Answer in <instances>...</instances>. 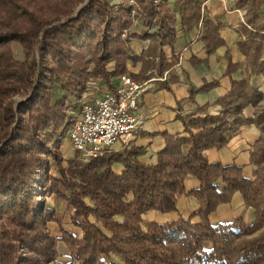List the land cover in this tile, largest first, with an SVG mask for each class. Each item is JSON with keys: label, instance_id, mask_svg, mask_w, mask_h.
Returning a JSON list of instances; mask_svg holds the SVG:
<instances>
[{"label": "trees", "instance_id": "obj_1", "mask_svg": "<svg viewBox=\"0 0 264 264\" xmlns=\"http://www.w3.org/2000/svg\"><path fill=\"white\" fill-rule=\"evenodd\" d=\"M263 5L264 0L236 3L245 12L237 46L246 68L262 74ZM201 6L200 0H0V264H51L57 258V241L68 247V264L264 262V137L250 154L257 168L254 179L245 178L241 167L210 164L203 155L223 148L243 125L254 124L264 133V110L253 119L243 114L262 100L248 79L231 80V88L217 101L218 114L184 119V135L164 134L165 145L154 165L137 160L143 150L130 149L83 163L70 161L64 169L55 152L70 126L69 98L84 90L90 78L108 83L126 72L127 60L149 65L157 57L159 75L175 64L167 62L162 47L174 40L176 20L188 32L200 29L207 56L224 46L219 18L205 19ZM131 11L155 32L129 33ZM134 38L150 41L140 56L130 55L128 42ZM13 43L22 48V59L15 57ZM226 59L230 76L239 65L232 64L228 52ZM110 62L115 67L107 72ZM50 82L58 89L52 91ZM213 84L204 83L199 91ZM193 95L190 92V99ZM198 110L206 111L207 106ZM114 163L123 165L121 174L113 172ZM52 164L56 177L49 174ZM189 175L199 182L187 193L198 202L194 216L199 222L149 223L143 230L141 216L146 212L176 210ZM48 182L45 191L73 209L71 222L82 230L80 239L39 201V190ZM235 192L254 209V221L212 226L209 215ZM49 222L59 226V238L49 233Z\"/></svg>", "mask_w": 264, "mask_h": 264}, {"label": "crops", "instance_id": "obj_2", "mask_svg": "<svg viewBox=\"0 0 264 264\" xmlns=\"http://www.w3.org/2000/svg\"><path fill=\"white\" fill-rule=\"evenodd\" d=\"M202 2V14L205 19L212 20L219 18L221 28L219 35L224 41V46L217 47L215 51L207 56L205 45L200 40V29L194 28L186 31L181 28L179 20H176L174 40L162 47V51L168 63L176 61L171 68L157 74L158 58L150 59L151 63L143 65L141 61H126V72L137 82L149 83V90L144 93L139 101L138 114L142 117V128L133 137L128 145L116 142L109 154H119L124 150L139 149L143 153L137 160L144 165H154L157 162V154L164 148V134L170 136L184 135V119L188 117H204L206 114L216 115L221 111L217 101L231 88V80L249 79L250 84L262 91V74L254 69H247L245 57L237 46L238 28L244 24V12L236 7V0H200ZM264 10V8H263ZM144 32L143 20H135L130 30L131 34L140 35ZM153 34L154 31H149ZM150 46L148 39H130L128 48L131 56L142 55ZM228 52L232 64H238L239 68L230 76L226 75ZM197 61L201 63L195 64ZM114 69V64L108 66L109 72ZM166 74V78L163 77ZM111 77L108 83H92V89L84 96H91L99 90H105L112 85ZM204 83L213 84L206 92L199 89ZM98 85V86H97ZM190 92H193V99H190ZM207 106L206 111H199L198 108ZM253 108L247 107L243 114L246 118L253 117ZM259 138V130L253 125H243L238 131L231 133L227 144L221 149H208L203 152L204 158L210 164L219 163L223 166L236 165L242 168V174L247 179H254L256 166L250 163V153ZM66 142L69 143L68 140ZM71 151L73 152L72 148ZM72 157V156H71ZM123 165L114 163L112 170L115 174H121ZM199 182L192 176L184 180L186 194L180 196L176 203V210L170 212L148 211L142 215V224L148 223H171L178 219H190L191 223H198L199 218L194 216L198 211L197 200L187 195L196 190ZM51 198V196H50ZM87 206L93 207V203L85 200ZM48 207H52L51 205ZM53 208V207H52ZM60 217L65 219L66 228L80 238V228L70 225L71 212L68 210ZM121 220V218H117ZM241 219L244 224H251L255 219L254 209L246 205L243 196L235 192L230 201L219 205L209 215V222L212 226L219 224H231ZM68 224V225H67ZM141 224V225H142ZM52 234L59 237L58 231L53 230ZM61 244V243H58ZM58 251V257L54 264H66L69 261V252L66 247ZM59 247V245H58ZM62 259V262L59 260Z\"/></svg>", "mask_w": 264, "mask_h": 264}, {"label": "built area", "instance_id": "obj_3", "mask_svg": "<svg viewBox=\"0 0 264 264\" xmlns=\"http://www.w3.org/2000/svg\"><path fill=\"white\" fill-rule=\"evenodd\" d=\"M150 82L120 74L112 79L110 88L81 96L79 113H70L73 118L67 130L70 146L81 161L107 154L116 142L130 143L142 128L138 105Z\"/></svg>", "mask_w": 264, "mask_h": 264}, {"label": "rangeland", "instance_id": "obj_4", "mask_svg": "<svg viewBox=\"0 0 264 264\" xmlns=\"http://www.w3.org/2000/svg\"><path fill=\"white\" fill-rule=\"evenodd\" d=\"M116 1V0H115ZM115 1H113L112 0V3L113 2H115ZM237 1L238 0H236V3H237ZM130 4L134 7V9L136 8V6H135V4H134V2L133 1H131L130 2ZM263 8H264V5L262 6V13H263V16H262V18H264V10H263ZM244 12V11H243ZM245 13V12H244ZM130 18L133 20L132 21V26H133V23H134V21L135 20H143V22H145L144 21V18L143 17H141V16H137V17H135V12L134 11H131L130 12ZM132 26H131V28H132ZM131 28H130V30H131ZM130 30H129V33H130ZM154 31L155 32V27H151L149 30L148 29H146L145 28V26H144V31ZM129 43V42H128ZM262 44H263V48H262V51H261V54H260V61H262V60H264V39H263V41H262ZM12 49H13V52H14V55H15V57L17 58V59H22L23 58V50H22V48L20 47V45L19 44H17V43H13L12 44ZM111 63H113L114 64V67H115V63L114 62H110V63H108L107 65H106V71L107 72H109V70H108V66L111 64ZM264 68V67H263ZM114 70V69H113ZM112 70V71H113ZM259 72V71H258ZM262 74V73H261ZM262 76H263V78H264V74H262ZM249 80V79H248ZM92 83L94 84V83H97V84H102V82L101 81H99V79L98 78H90L89 80H88V82H87V84H86V86H85V89L84 90H82V91H80V92H77V93H75L74 94V96L72 97V98H69V102H70V104H71V107H70V110L68 111V113H69V116H70V118H73V116H71L70 115V113L71 112H73L74 114H78L79 113V103H80V98H81V96H83V94L84 93H87L88 92V89L89 90H91L92 89ZM249 84H250V81H249ZM251 85V84H250ZM98 86V85H97ZM252 86V85H251ZM49 87H50V89H52V91H54V89L56 88V89H58L57 87H56V85H55V83H53V82H50V84H49ZM252 87H254V86H252ZM261 88H262V91H260L258 88H256V89H258V91L262 94V100L256 105V106H249V108L251 107V108H253V117L252 118H250V119H253V118H256L257 117V115L260 113V112H262L263 110H264V81H262V86H261ZM100 89V88H99ZM98 89V90H99ZM93 90V89H92ZM96 92V91H95ZM78 97H77V96ZM15 101L16 102H20L21 101V99L19 98V97H16L15 98ZM254 125V124H253ZM258 130H259V138H258V140L260 139V138H262V137H264V133H262L261 132V130H260V127H258V126H256V125H254ZM260 126L261 127H264V122H262L261 124H260ZM66 140H68V138H67V133L65 134V137L61 140V143H60V145L57 147V148H55V152L59 155V157H60V160H61V166L64 168V169H67V167H68V163L70 162V161H75V162H78V163H83L84 161H81V159L79 158V156L73 151H71V146H70V143H68V142H66ZM257 140V141H258ZM257 141H256V143H257ZM256 143L254 144V146H253V149H252V151L254 150V147L256 146ZM73 150V149H72ZM252 153V152H251ZM250 153V154H251ZM72 156V157H71ZM261 168L262 169H264V164H262V166H261ZM49 174L51 175V176H57V173H56V170H55V165L54 164H52V165H50V169H49ZM51 185V183L50 182H48L47 183V185H46V188L45 189H41V190H39V195H40V197H39V201L40 202H43L44 203V205L47 207V208H51L53 211H54V213H55V215L61 220V224H62V227L65 229V230H67V231H69V232H71L72 233V231H70L69 230V228H66L65 227V225H66V223H68V222H66L65 221V219H63V217H60L61 215H63V213H65L66 211H70L71 212V217H72V215H73V209L70 207V206H68L67 205V203L65 202V201H63V200H60V199H58L56 196H55V194L54 193H48V192H46L45 190H48V188H49V186ZM50 196H51V198H50ZM85 200H89V201H91L89 198H85L84 199V202H85ZM93 203V202H92ZM85 204H86V202H85ZM52 206V207H48V206ZM87 205V204H86ZM71 217H70V225L71 226H74L73 224H72V222H71ZM142 217V216H141ZM90 220L91 221H93V219L92 218H90ZM142 224V219H141V223H140V225ZM149 224V223H148ZM68 225V224H67ZM146 226H147V224L146 225H144V224H142L141 225V227H142V229L143 230H145L146 229ZM76 227V226H75ZM79 228V227H78ZM47 229H48V231H49V233L53 236V237H55L53 234H52V232H53V230L54 229H56L57 231H58V234H60V236H61V233H60V229H59V226L55 223V222H49V223H47ZM264 230V226H263V228L261 229V231H263ZM82 231V230H81ZM258 233H260V231L259 232H256L254 235H257ZM73 234V233H72ZM83 234V233H82ZM74 235V234H73ZM59 236V237H60ZM75 236V235H74ZM59 237H55V238H59ZM82 237V236H81ZM80 237V238H81ZM77 238V237H76ZM80 238H77V239H80ZM58 243H61V244H63L65 247H66V250L69 252V250H68V247H67V245L64 243V242H62V241H57V243H56V251H57V257H58V251L60 252L61 250H60V248H63L62 247V245L61 244H58ZM58 245H59V247H58ZM70 254V253H69ZM69 261L66 263V264H68L69 262H70V255H69ZM56 260V259H55ZM62 262V259L61 260H59V262ZM54 263H56L55 261L54 262H52L51 264H54ZM261 264H264V262H262Z\"/></svg>", "mask_w": 264, "mask_h": 264}]
</instances>
